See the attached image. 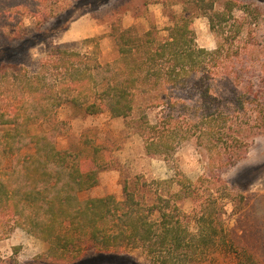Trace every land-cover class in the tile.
I'll use <instances>...</instances> for the list:
<instances>
[{
	"label": "trees",
	"instance_id": "trees-1",
	"mask_svg": "<svg viewBox=\"0 0 264 264\" xmlns=\"http://www.w3.org/2000/svg\"><path fill=\"white\" fill-rule=\"evenodd\" d=\"M217 2L162 1L169 10L165 36L153 24L139 32L112 22L110 37L117 52L112 62L102 63L96 53L67 43L49 44L44 59L30 68L19 57L34 45L32 38L0 47V223L8 225L5 233L20 228L48 245L23 264H69L85 253L128 250H140L149 264H194L207 260L209 248L228 246L223 236L214 239L217 230L204 215L194 226L180 221L176 202L183 201L181 190L172 200L157 192L147 195L142 184L132 188L124 183L120 201L113 196L79 200L78 193L96 184L103 166L82 159L87 152L80 148L61 151L55 145L57 112L69 108L83 117L106 113L127 124L132 120L147 154L168 155L171 146L159 131L160 121L151 122L145 109L168 105L172 93L195 87L198 102L208 99L203 120L210 135L219 141L226 137L233 124L231 111L220 107L216 92L223 45L214 50L197 46L192 29L193 19L203 16L211 31H222L234 6L226 1L216 12ZM175 7L180 12H172ZM64 23L44 35L65 31Z\"/></svg>",
	"mask_w": 264,
	"mask_h": 264
},
{
	"label": "rangeland",
	"instance_id": "rangeland-1",
	"mask_svg": "<svg viewBox=\"0 0 264 264\" xmlns=\"http://www.w3.org/2000/svg\"><path fill=\"white\" fill-rule=\"evenodd\" d=\"M162 1L0 0V47L32 38L34 45L18 56L30 68L44 59L49 44L67 43L80 52L96 53L102 63L112 62L117 52L110 24L116 21L139 32L153 24L165 36L169 10ZM226 1L234 7L222 31H211L203 16L192 22L197 46L214 50L223 45L225 58L218 66L221 77L216 79V92L220 107L231 111L233 124L226 137L219 141L210 135L203 120L208 99L198 102L195 87L193 92L175 91L168 105L145 109L151 122L160 121L159 131L171 146L168 155L147 154L143 139L133 132L136 124L132 120L127 124L106 113L83 117L69 108L57 112L60 131L55 145L61 151L80 148L87 152L82 159L92 158L103 166L96 184L78 193L79 200L113 196L120 201L124 183L132 188L142 184L147 195L157 192L172 200H177L172 194L181 190L183 201L176 202L180 221L194 226L204 215L217 230L214 239L221 235L228 244L222 249L209 248L207 260L194 264H264V0H218L214 10L221 12ZM171 11L177 13L180 8ZM63 23L68 27L65 31L44 35ZM40 34L42 41L37 39ZM7 230L8 225L0 223V264L32 262L48 248L46 242L20 228ZM69 264L149 261L140 250H128L85 253Z\"/></svg>",
	"mask_w": 264,
	"mask_h": 264
}]
</instances>
